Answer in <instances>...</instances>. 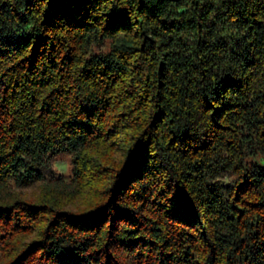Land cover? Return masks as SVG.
<instances>
[{"label": "trees", "instance_id": "16d2710c", "mask_svg": "<svg viewBox=\"0 0 264 264\" xmlns=\"http://www.w3.org/2000/svg\"><path fill=\"white\" fill-rule=\"evenodd\" d=\"M0 264H264V0H0Z\"/></svg>", "mask_w": 264, "mask_h": 264}, {"label": "rangeland", "instance_id": "374dc122", "mask_svg": "<svg viewBox=\"0 0 264 264\" xmlns=\"http://www.w3.org/2000/svg\"><path fill=\"white\" fill-rule=\"evenodd\" d=\"M56 174L69 178L72 175L71 156L67 153L57 156L54 164Z\"/></svg>", "mask_w": 264, "mask_h": 264}]
</instances>
